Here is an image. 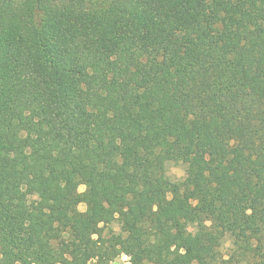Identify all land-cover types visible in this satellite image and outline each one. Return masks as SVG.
Masks as SVG:
<instances>
[{
	"label": "trees",
	"instance_id": "16d2710c",
	"mask_svg": "<svg viewBox=\"0 0 264 264\" xmlns=\"http://www.w3.org/2000/svg\"><path fill=\"white\" fill-rule=\"evenodd\" d=\"M119 255L264 264V0H0V264Z\"/></svg>",
	"mask_w": 264,
	"mask_h": 264
},
{
	"label": "rangeland",
	"instance_id": "374dc122",
	"mask_svg": "<svg viewBox=\"0 0 264 264\" xmlns=\"http://www.w3.org/2000/svg\"><path fill=\"white\" fill-rule=\"evenodd\" d=\"M167 175L172 180H180L184 176V167L181 165H169L167 167ZM78 191L83 192L84 187L80 186ZM78 210L83 212L85 210V205L84 204L79 205ZM107 230H112L114 232H118L119 228L116 224H113V225H110V226H107L104 228V231H107ZM221 251L224 254L225 258H227V256L230 253V240L228 238H226L224 240V243L221 246ZM89 264H95V261H91ZM110 264H131V263H130V260L127 256L119 255L115 259H113L110 262ZM142 264H151V263L144 262Z\"/></svg>",
	"mask_w": 264,
	"mask_h": 264
}]
</instances>
